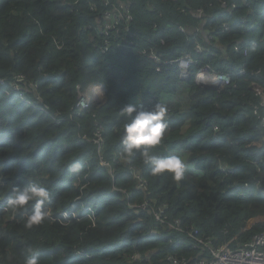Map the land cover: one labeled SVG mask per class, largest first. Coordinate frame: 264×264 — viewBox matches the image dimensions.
<instances>
[{
	"label": "trees",
	"instance_id": "16d2710c",
	"mask_svg": "<svg viewBox=\"0 0 264 264\" xmlns=\"http://www.w3.org/2000/svg\"><path fill=\"white\" fill-rule=\"evenodd\" d=\"M122 3L131 19L102 36L101 16ZM186 54L197 60L188 96L170 105L164 95L180 88L175 61ZM204 66L234 73L232 83L198 84ZM16 79L32 105L14 95ZM91 81L106 86L107 100L78 111V88ZM0 82V198L30 183L52 194L51 218L30 230L31 205L13 219L0 204V264H25L29 246L39 264L211 258L171 227L178 219L215 246L263 231L262 223L245 227L264 218V150L249 146L264 137V107L253 113L262 97L251 88L264 93V0H0ZM135 97L143 98L137 107L167 106L168 129L154 152L188 155L181 181L151 175L139 154L122 158L121 109ZM76 164L80 171H71ZM161 207L165 223L156 219Z\"/></svg>",
	"mask_w": 264,
	"mask_h": 264
},
{
	"label": "clouds",
	"instance_id": "9594fccd",
	"mask_svg": "<svg viewBox=\"0 0 264 264\" xmlns=\"http://www.w3.org/2000/svg\"><path fill=\"white\" fill-rule=\"evenodd\" d=\"M192 72L193 71H191V76H189V78L182 79L181 77V80L187 83L192 77ZM91 85H95L94 89H92L93 87L89 89ZM101 85L105 87L104 94H102L101 89L98 87ZM80 88L85 92L87 98H91L89 100V107L102 105L101 103L106 101L108 90L103 83L96 82L94 84H88L87 86H80ZM89 92L98 95V99L95 100L94 103L92 101L93 97L89 95ZM133 102L134 100L131 101L132 104H134ZM141 102H143V100ZM132 104L126 105L121 109V115L126 120L123 126L124 131L121 140L120 154L122 158H131L139 154L144 164L149 166L151 175L159 176L167 173L171 175L173 180L177 182L181 181L187 170V161L185 157L182 155H174L173 151L170 152V156L157 155L154 152V149L163 143L168 129L167 106L157 102L152 108L146 109L143 106H136L139 104ZM263 141L264 137L259 141L253 142V144L249 146H258V148L264 150ZM256 162L257 161H255V164ZM258 163L260 164V162ZM80 168L81 165L76 164L72 167L71 171L79 172ZM108 169L110 170V166ZM132 170L133 176L138 173L135 168ZM227 171L231 172V169ZM51 199L52 194L46 186L39 183H30L23 187L17 186L14 188L12 195H10L8 199L3 200L0 198V204H2V208L4 209H8V207L13 209V219H15L17 211H26L29 205H31V211L24 221V227L30 230L34 227L43 225L51 218V208L48 206ZM5 203H7L8 207ZM162 208L164 207L160 209ZM61 215L64 217L69 216L66 212H61ZM154 232L156 231H153V233ZM26 251L28 255L26 256L25 264H39V253L33 251L31 246H29Z\"/></svg>",
	"mask_w": 264,
	"mask_h": 264
},
{
	"label": "built area",
	"instance_id": "2783aa9c",
	"mask_svg": "<svg viewBox=\"0 0 264 264\" xmlns=\"http://www.w3.org/2000/svg\"><path fill=\"white\" fill-rule=\"evenodd\" d=\"M225 5L226 2H224ZM235 8V6H233ZM120 11H108L103 16H101V21L104 23L103 28L104 30L101 31L102 36H109L111 32L119 25L120 21L123 19L130 20L131 16L126 14L127 6L122 3L119 5ZM125 13V14H124ZM107 49L103 48V53H106ZM196 52L198 54L203 53V48L200 44L196 46ZM247 53V51H245ZM154 60H157L156 56H152ZM176 65L179 67L181 71V77L182 79H187L189 76H191V71L193 66L197 63V60H195L191 55L186 54L184 56H181L178 60L175 61ZM156 67V65H155ZM157 69V67H156ZM158 71H161L160 69H157ZM244 73V65H242L240 68L236 70V73ZM196 81L204 86H210V87H217L221 85L222 87L226 84L232 83V80L234 79V73L232 72H222L219 70H216L210 66H204L201 69L198 70L195 76ZM22 79H16L15 83L13 85V91L18 96L22 95L23 102L32 105L31 99L24 93L23 86L21 84ZM2 84V82H0ZM30 89L34 91L35 85L30 84ZM93 87V88H92ZM95 85H91L89 89H94ZM99 89H101L102 94L105 93V87L104 86H98ZM219 87V88H222ZM252 89L262 97L261 106L264 107V93L263 88L256 83L252 84ZM20 93V95H19ZM100 94V95H102ZM39 98V95L36 96ZM91 98H87L85 92L79 87L78 88V102L76 104V108L78 111H82L89 107L90 103L89 100ZM101 99V97H100ZM255 110H260V106H256ZM264 122V118H263ZM218 127H215V130H217ZM100 137L102 138V134H100ZM263 147H264V141H263ZM256 164H259L256 162ZM103 166H106L104 162H102ZM137 177L141 178L142 176L140 174H136ZM141 186H144V183L142 181ZM242 192L241 195H247V191L249 189L248 184H243L239 187ZM159 213H162V215L159 217ZM156 219L162 223H165L167 221V215L165 214V207L160 209L158 212L155 213ZM264 221L263 217H258L253 219V223H262ZM171 227L176 229L177 231L181 233H187L191 238H194L196 246H202L206 247L211 252V258L209 259H202L200 261L193 262L190 259L188 260H173L171 264H264V230L256 235H254L250 240L245 242L237 241V237L233 238L230 242H227L225 244L215 246V244L211 240H205L199 236V231L194 230L192 228H189L187 224L182 222L180 219L176 220L175 223L171 224Z\"/></svg>",
	"mask_w": 264,
	"mask_h": 264
},
{
	"label": "rangeland",
	"instance_id": "374dc122",
	"mask_svg": "<svg viewBox=\"0 0 264 264\" xmlns=\"http://www.w3.org/2000/svg\"><path fill=\"white\" fill-rule=\"evenodd\" d=\"M246 6H248V7H250L249 6V3H247L246 4ZM237 8V4H235V9ZM254 27V26H253ZM230 28V26L229 25H227L226 26V24H225V26H224V30H228ZM252 30H254V28H252ZM252 30H251V32H252ZM193 69V68H192ZM198 72V71H197ZM196 72V73H197ZM97 78H98V80H100L101 78L99 77V76H97ZM96 82H98V81H91V82H89L88 84H94V83H96ZM217 87H222L221 85H219V86H217ZM252 88V87H251ZM188 91H189V86H188V83H184V82H182L181 84H180V88H177L173 93L174 94H171V95H164V98H165V100L166 101H169V103L168 104H170V105H175V104H177L176 102H181L183 99H184V97L187 99V96H188ZM8 94H11L10 92H8ZM14 95H15V93H14ZM19 95H20V93H19ZM19 98H21L22 100H23V97H22V95H20V96H18ZM106 100H107V98H106ZM262 101V100H261ZM104 102H106V101H103V103ZM103 103H101V104H103ZM187 105L189 106V103H186L184 106L185 107H187ZM262 106L260 105V108H261ZM259 111L260 110H255L253 113L255 114V115H258V117H259ZM262 125H264V122H262L261 123V126ZM175 155H182V156H184L185 157V159H186V161H187V157H188V155L186 154V153H181V154H175ZM191 169V171H193L194 173H196V174H198L197 173V171L196 170H194L193 168H190ZM132 172V174H133V170L131 171ZM91 214H92V212H91ZM162 215V213H159V217ZM93 218V217H92ZM93 221H96V219H94L93 218ZM262 224H264V221L262 222ZM262 224H259L258 226H257V228H259L260 230H264V225H262ZM255 226V223H253V219H251L248 223H247V225H246V227H245V231H248V230H250L252 227H254ZM259 231V230H258ZM237 241H239V239H238V237H237ZM241 241V240H240Z\"/></svg>",
	"mask_w": 264,
	"mask_h": 264
},
{
	"label": "crops",
	"instance_id": "0c3cea01",
	"mask_svg": "<svg viewBox=\"0 0 264 264\" xmlns=\"http://www.w3.org/2000/svg\"><path fill=\"white\" fill-rule=\"evenodd\" d=\"M248 3V2H247ZM247 3H245V5L247 4ZM248 7V6H247ZM250 10H251V8L250 7H248ZM253 11V9L251 10V12ZM89 95L90 96H92L93 97V99H92V101H93V103H94V101L95 100H97L98 99V95H95L93 92H89ZM134 100V104H140L141 103V101L143 100V98H141V97H138V98H134L133 99ZM132 99L130 100V101H133ZM261 142V141H260ZM260 217H262V216H260ZM200 261V260H199ZM194 262H196V261H194Z\"/></svg>",
	"mask_w": 264,
	"mask_h": 264
}]
</instances>
